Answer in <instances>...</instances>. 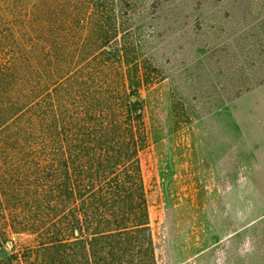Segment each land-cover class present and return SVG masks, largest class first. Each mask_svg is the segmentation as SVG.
Here are the masks:
<instances>
[{
    "label": "trees",
    "instance_id": "trees-1",
    "mask_svg": "<svg viewBox=\"0 0 264 264\" xmlns=\"http://www.w3.org/2000/svg\"><path fill=\"white\" fill-rule=\"evenodd\" d=\"M131 1L0 0V264H158Z\"/></svg>",
    "mask_w": 264,
    "mask_h": 264
},
{
    "label": "rangeland",
    "instance_id": "rangeland-1",
    "mask_svg": "<svg viewBox=\"0 0 264 264\" xmlns=\"http://www.w3.org/2000/svg\"><path fill=\"white\" fill-rule=\"evenodd\" d=\"M123 20L158 264H264V0H132Z\"/></svg>",
    "mask_w": 264,
    "mask_h": 264
}]
</instances>
